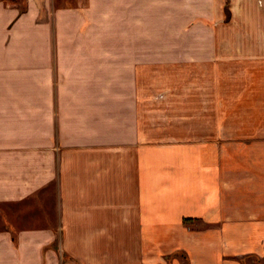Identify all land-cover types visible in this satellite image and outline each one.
Segmentation results:
<instances>
[{
  "label": "crops",
  "instance_id": "1",
  "mask_svg": "<svg viewBox=\"0 0 264 264\" xmlns=\"http://www.w3.org/2000/svg\"><path fill=\"white\" fill-rule=\"evenodd\" d=\"M19 4L0 0V264L264 260V0Z\"/></svg>",
  "mask_w": 264,
  "mask_h": 264
},
{
  "label": "rangeland",
  "instance_id": "2",
  "mask_svg": "<svg viewBox=\"0 0 264 264\" xmlns=\"http://www.w3.org/2000/svg\"><path fill=\"white\" fill-rule=\"evenodd\" d=\"M19 1V5H20V7L23 9V1L24 0H18ZM9 2L11 3L12 2V0H9ZM264 122V118H262V121H261V123H263ZM264 263V260H262L261 262H257L256 261V259H254V258H249L248 260H246V263L245 264H263Z\"/></svg>",
  "mask_w": 264,
  "mask_h": 264
},
{
  "label": "trees",
  "instance_id": "3",
  "mask_svg": "<svg viewBox=\"0 0 264 264\" xmlns=\"http://www.w3.org/2000/svg\"><path fill=\"white\" fill-rule=\"evenodd\" d=\"M187 220L184 221V223H186ZM241 264H245L243 261H241Z\"/></svg>",
  "mask_w": 264,
  "mask_h": 264
}]
</instances>
